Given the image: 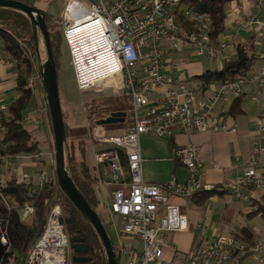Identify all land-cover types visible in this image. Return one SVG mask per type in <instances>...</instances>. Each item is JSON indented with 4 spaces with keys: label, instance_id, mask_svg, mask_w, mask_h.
Masks as SVG:
<instances>
[{
    "label": "built area",
    "instance_id": "built-area-1",
    "mask_svg": "<svg viewBox=\"0 0 264 264\" xmlns=\"http://www.w3.org/2000/svg\"><path fill=\"white\" fill-rule=\"evenodd\" d=\"M256 6L264 9V0ZM177 12L182 15V22L177 20ZM58 23L70 55L77 90L108 88L113 97L124 96L131 101L129 123L121 135H97L94 130L91 135L94 144L114 148L95 153L94 161L97 167L108 170L106 184L112 189L108 213L120 218L121 234L133 240L129 246L118 244L115 248L119 264H242L249 254L264 264V237L255 240L252 247H246L229 235L217 233L210 238H200L183 261L176 260L174 254L170 259L164 256L166 250H174L166 242L167 235L188 231L186 215L171 204L170 199L187 202L199 192L224 190L236 200L249 202L264 188V174L256 170L257 156L264 153L261 138L264 112L263 118L256 121L258 138L247 161L252 168L240 178L223 182L219 187L203 183L202 161L191 144L176 148L172 153L173 160L188 173L184 184L177 183L174 177L164 184L148 183L142 176L138 147L142 135L235 134L237 129L228 123V118L214 112L215 105L226 100L227 92L232 99L240 97L245 83H264V71L236 76L232 82L220 85L209 98L200 99L187 81L171 74L177 67L171 53L188 50L209 60H221L227 44L212 41L207 15L183 7L181 0H66ZM244 27H257L264 34L262 21L251 20ZM0 64L9 65L10 61L0 57ZM25 88L30 92V104L23 121L37 127L49 126L44 94L41 93L40 101L35 99L42 89L39 70L25 78ZM151 94H155L153 101L148 98ZM255 96L259 97L260 93ZM4 111L5 104L0 103V122ZM42 157L38 152L19 159L33 160L36 164ZM11 159L0 154V165ZM37 178L33 184L29 176L21 172L17 183L34 193L44 184L56 182L53 175L49 177L43 172L37 173ZM9 180L0 172V195ZM18 210L19 220L23 223L34 214L29 204ZM60 217V207L53 206L41 236L23 264H68L69 243ZM156 223L157 228L153 227ZM4 225L0 218V242L6 246ZM5 264L16 262L10 257Z\"/></svg>",
    "mask_w": 264,
    "mask_h": 264
},
{
    "label": "crops",
    "instance_id": "crops-1",
    "mask_svg": "<svg viewBox=\"0 0 264 264\" xmlns=\"http://www.w3.org/2000/svg\"><path fill=\"white\" fill-rule=\"evenodd\" d=\"M20 1L35 6L42 12L48 13L46 11L47 0ZM259 1L236 0L225 5V31L217 38L216 42L226 43L227 48L223 52L221 60L208 61L210 65H213L212 67H205L203 64L204 57L191 53V51L182 50L171 53V58L177 63L176 69L171 74L187 81V85L196 90L200 99L209 98L213 92L219 89L220 85L210 84L205 92L202 93L198 84L190 80V78L197 77L205 71L220 70L224 63L233 61L236 57L234 49L238 44H243L249 40L253 41L255 60L250 73L256 74L264 71V34L257 27L251 29L244 27L245 23L251 20L264 22V9H258L256 6ZM162 47L164 49L167 48L166 45ZM15 74L12 63L4 66L0 64V103L2 104L8 105L16 97ZM190 82H192V85H190ZM255 93H260V96L256 97ZM37 95L35 99L36 101H40L43 96L41 93H37ZM148 98L150 101H153L155 94L149 95ZM232 101L233 99L227 92L226 100L219 101L215 105L214 112L223 116L222 114L226 113ZM241 101L242 115L236 118L223 116L228 118L229 124L236 127L237 132L235 134L195 132L190 135L173 134L172 137L140 136L138 147L142 159L141 172L143 179L148 183L164 184L174 177L177 183L184 184L187 181L188 173L180 163L173 160L172 153L174 149L187 144H191L196 148L197 157L202 161L201 177L203 183L219 187L223 182L234 181L240 178L245 171L252 168L247 161L253 154L254 141L258 138L256 121L263 118L264 83H246L242 88ZM38 129L47 142L45 147L46 152L43 153L39 149V152L44 157L36 164L33 160L22 159L19 163V169H16V173H13L16 179H18V174L23 172L25 168L37 169V167H45L46 165L48 166L46 172L48 174L46 175L49 177L52 176L54 153L51 129L48 125L38 127ZM71 129L79 130L83 129V127H77L76 125L72 126ZM74 136L71 139H74ZM88 138L91 141V135L89 136L88 134ZM261 138L264 140V134L261 135ZM71 145L74 146V142ZM98 146L92 141L89 147L87 144L85 145V163L95 177L93 187L99 205L102 203L103 206L108 207L112 192V189L106 184L108 170L103 166L97 167L95 164L89 166L87 163L88 149L92 154V160L94 162V155L99 149ZM74 150L75 156L82 158L79 153V148L75 147ZM2 170V165H0L1 173H3ZM256 170L258 173L264 174V153L257 156ZM262 194H264V188L257 191L255 198H259ZM223 195L229 194L224 193L221 196L216 194V197L210 198L203 207H196L189 201L170 199L171 204L179 207L180 212L186 215L188 219V231L170 234L174 237V243L169 246H172L174 250H166L164 252L166 259H170L172 254L179 258L178 255H184L189 252L194 245H191L193 239L197 241L202 237L210 238L216 233L224 234L227 230L228 232L226 234H229L237 228L245 227L240 224L239 220L243 217L246 220L250 219L247 217V214H250L253 210L250 208L249 202L242 201L236 204H232V202L226 203L223 200ZM107 201L109 203L105 204ZM108 215L111 217L109 213ZM252 232L256 236L257 233L258 235L261 234L258 230H253Z\"/></svg>",
    "mask_w": 264,
    "mask_h": 264
},
{
    "label": "trees",
    "instance_id": "trees-1",
    "mask_svg": "<svg viewBox=\"0 0 264 264\" xmlns=\"http://www.w3.org/2000/svg\"><path fill=\"white\" fill-rule=\"evenodd\" d=\"M233 1L236 0H181V5L183 7L188 6L197 13L207 15L211 30L209 36L212 41L216 42L217 38L225 31V5ZM43 13L45 15V24L49 34L56 70L58 71L62 55V43L64 42L62 32L58 26V19H53L48 13ZM176 18L179 22L183 21L180 12H177ZM234 51L236 55L235 59L224 63L220 70L205 71L197 77L190 78V80L198 84L202 93L205 92L210 84H228L236 76H246L251 72L252 64L255 60L253 41L249 40L243 44L236 45ZM0 53L9 58L16 73V97L8 105H5V111L0 122V154L11 158L30 157L38 153L39 148L37 142L33 140L31 134L23 126V117L26 115L30 104V92L25 88L26 76L24 75L32 70L33 65L37 63V58L29 20L25 16L9 9H0ZM119 111L123 110H117L116 112ZM110 114H107L105 118ZM242 114L240 96L233 99L226 113L222 115L236 118ZM91 115L92 113L86 118H91ZM86 121L89 122L91 119H86ZM63 123L67 139L68 129L64 117ZM49 127L51 129L50 122ZM87 130L91 133L93 129L89 126ZM85 145V143L77 145L82 157L77 158L74 146L67 142L65 143V169L87 204L99 216V202L93 187L95 177L85 163ZM98 147L99 149L96 153L114 149L113 147L104 148L100 145ZM119 154L123 157L121 151H119ZM52 175L55 177L54 172ZM224 193L227 192L224 190L213 191L211 193L199 192L189 202L196 207H203L211 196L216 194L221 196ZM24 204H29L34 209V214L27 223L20 222L19 220L18 209ZM249 204L253 211L247 214V217L250 219L259 217L264 221V194L257 199L249 201ZM55 205H58L61 209L60 223L64 228L69 245L81 241L92 251V261L94 264H106L102 245L95 231L60 191L56 182L49 185L44 184L40 190L30 193L22 184L17 183L15 176H12L7 181V185L0 195V218L5 223L4 227L7 238L6 246H3L0 242V264H5L10 257L14 258L16 264L24 263L29 251L43 232L48 213ZM102 223L107 231L108 223ZM229 236L242 242L246 247H252L256 240V235L246 227L231 231Z\"/></svg>",
    "mask_w": 264,
    "mask_h": 264
},
{
    "label": "rangeland",
    "instance_id": "rangeland-1",
    "mask_svg": "<svg viewBox=\"0 0 264 264\" xmlns=\"http://www.w3.org/2000/svg\"><path fill=\"white\" fill-rule=\"evenodd\" d=\"M79 1L85 2V0H79ZM65 3H66V0H47L46 11L49 14H51L50 16L53 19H59V15L65 6ZM58 26L61 31V27L59 23H58ZM39 38H41L40 34H39ZM39 42H40V45H39L40 60H37V63L34 64L36 66L33 65L32 70L26 75H24L26 77L33 74L34 71L39 70L40 63L44 62L46 59V53L44 50L43 43L41 40ZM0 57L6 58L9 60V58H7L4 54H1V53H0ZM203 57H204L203 58L204 66L212 67L213 65H210V63L208 62L210 60L206 58L205 56ZM57 72H58V89H59V96H60V104L62 108L63 117L65 119V123L68 129L67 139H66L67 143L71 144L72 142H74V148L77 147L78 144H83V143L87 144V146L89 147L91 143L90 139L88 138V132H87V127L89 126L91 127V129L95 131L97 135H99V133H104V135H107V136H118L122 134V130L128 126V114H129V110L131 109L130 99L124 96L114 98L112 96L111 90L108 88H104L101 91L98 88H92L91 90H88L86 92L78 91L75 85V77H74L73 69L71 66L70 55H69L68 49L64 42L62 43V55L60 57L59 67H58ZM190 85H192V82H190ZM40 91L41 92L39 93L43 94L42 89ZM117 110H123L124 112H127L126 121L124 123L110 125V126H97L96 124H95L96 126L94 125L95 122L104 119L105 116H107V114L116 112ZM90 113H92L91 118H86L88 117ZM86 119H91V121L88 122L86 121ZM76 125L77 127L82 126L83 129H79V130L71 129L72 126H76ZM23 126L31 134L33 140L37 142L38 148L43 153L46 152L45 147L47 145V142L44 136L42 135V133L40 132V130L38 129V127L30 123H27V122H23ZM73 135H75L73 137L74 139H71ZM90 135H92V131L91 133H89V136ZM51 138H52L51 140H52V147H53V153H54V144H53L52 135H51ZM22 159L24 158H21V159L12 158L10 161H7L5 164H3L2 172L3 174H5V176L8 179H11L12 176H15L13 173H16V169H19V163L20 161H22ZM94 162L92 160V154L90 150L88 149L87 163L89 166H93L95 164ZM9 164H12V166H9ZM47 168H48L47 165L45 167L44 166L37 167V169L25 168L22 174L28 175L31 182L33 184H36V182L38 181L37 173L43 172L45 174H48L46 173ZM52 169L54 172V169H55L54 158H53ZM212 186H215V185H212ZM215 197L216 195L211 196L210 198H215ZM223 197H224L223 200L226 203L232 202V204H236L238 202H242V200H236L232 198L230 195H223ZM109 202L107 201L105 202V204H108ZM98 213H99L101 221L108 223L107 234L111 240L114 251L118 244L129 246L133 242V240L130 237L124 236L121 234L122 222L120 218L114 215L113 216L111 215V217L108 215L107 206H103V204L101 203L98 207ZM239 222L241 225L245 226L251 231L258 230V232H261L260 235H258L257 233L256 240L264 237V221L260 219L259 217H254L250 220H246L243 217V218H240ZM157 226H158L157 223L153 225V227L155 228H157ZM227 232H225L222 235L228 236L229 234H226ZM173 238L174 237L172 235L170 234L167 235L166 242L168 245L170 244L172 245L174 243ZM193 240L191 241V245L195 244L198 241V240L195 241L196 239L194 241ZM186 254L178 255L179 258L177 257L176 260L183 261V258ZM115 255L118 258V254L116 252H115ZM117 260L119 264V258ZM244 263L245 264H261L258 262L257 258L252 254H249L245 257L242 264Z\"/></svg>",
    "mask_w": 264,
    "mask_h": 264
},
{
    "label": "water",
    "instance_id": "water-1",
    "mask_svg": "<svg viewBox=\"0 0 264 264\" xmlns=\"http://www.w3.org/2000/svg\"><path fill=\"white\" fill-rule=\"evenodd\" d=\"M198 1V0H197ZM0 9H9L25 16L31 26L32 39L35 48L37 60H40L39 45L40 40L43 43L46 53V59L40 63L41 88L44 94L45 102L48 106L50 124L54 144V162H55V181L60 191L72 203L82 218L93 228L103 249L106 264H118V258L107 231L101 222V219L95 211L87 204L83 196L77 190L72 179L69 177L64 163V146L66 136L62 117L61 104L59 99V90L57 84L56 64L51 48L49 34L45 24L44 13L35 6L26 4L20 0H0ZM39 34L41 38H39ZM127 113L123 111L110 114L108 117L97 121V126H110L122 124L126 120ZM81 242V241H77ZM72 250L79 252V246H71ZM90 259L74 258L73 264H89ZM94 264V263H91Z\"/></svg>",
    "mask_w": 264,
    "mask_h": 264
},
{
    "label": "flooded vegetation",
    "instance_id": "flooded-vegetation-1",
    "mask_svg": "<svg viewBox=\"0 0 264 264\" xmlns=\"http://www.w3.org/2000/svg\"><path fill=\"white\" fill-rule=\"evenodd\" d=\"M71 246H79V252H75V250L71 249ZM74 258L78 259H90V263H94L92 261V251L86 247L82 242H75L69 245V253L67 257V263L73 264L72 261Z\"/></svg>",
    "mask_w": 264,
    "mask_h": 264
}]
</instances>
